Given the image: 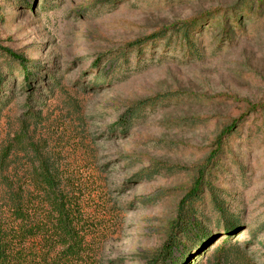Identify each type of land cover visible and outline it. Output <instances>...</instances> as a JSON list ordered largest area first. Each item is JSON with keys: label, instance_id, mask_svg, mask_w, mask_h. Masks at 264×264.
<instances>
[{"label": "rangeland", "instance_id": "1", "mask_svg": "<svg viewBox=\"0 0 264 264\" xmlns=\"http://www.w3.org/2000/svg\"><path fill=\"white\" fill-rule=\"evenodd\" d=\"M210 13L189 51L172 29ZM162 30L142 60L127 49ZM5 50L29 61V88ZM1 81L0 219L52 173L106 263L264 264V0H0ZM234 124L213 180L222 207L207 191L203 242L181 236L170 254L180 204Z\"/></svg>", "mask_w": 264, "mask_h": 264}, {"label": "trees", "instance_id": "2", "mask_svg": "<svg viewBox=\"0 0 264 264\" xmlns=\"http://www.w3.org/2000/svg\"><path fill=\"white\" fill-rule=\"evenodd\" d=\"M212 16L210 13L189 20L179 27H174L172 32L181 38V44L189 51L195 50V34L200 35L202 25L207 20H213ZM224 17L227 19L226 15ZM165 37L166 31L162 30L147 39L128 45L127 49L138 50L139 60H142L143 50L149 45L154 46L158 40ZM5 54L18 66V69L11 70L10 75L20 72L25 80V89L29 88L33 80H38L35 73H32L27 59L7 50ZM254 112L253 114L257 113ZM133 116L130 115V118ZM126 123L127 121L121 120L120 125L125 129ZM235 124L223 130L215 141V149L199 168L192 187L182 200L177 223L166 246L170 254L179 244L181 236L190 237L195 245L203 242L206 235L200 232L202 221L199 209L207 191L214 206L222 207L218 203L219 196L215 193L213 180L222 165L226 142L236 132ZM43 185L44 196L41 198L33 194L32 198L24 200L22 195L15 194L11 202L10 217L8 220L0 219V264H113L99 258L97 227L92 221V216L87 213L84 202L75 193L74 185V192L69 193L63 187L61 179L52 173H44ZM166 260L163 251L151 264H166Z\"/></svg>", "mask_w": 264, "mask_h": 264}]
</instances>
